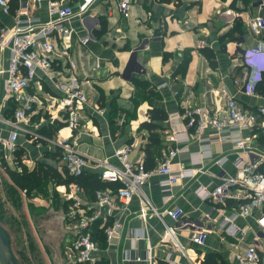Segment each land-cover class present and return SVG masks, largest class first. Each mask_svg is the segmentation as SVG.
Listing matches in <instances>:
<instances>
[{
  "label": "crops",
  "instance_id": "1",
  "mask_svg": "<svg viewBox=\"0 0 264 264\" xmlns=\"http://www.w3.org/2000/svg\"><path fill=\"white\" fill-rule=\"evenodd\" d=\"M22 1L30 5L31 17L46 21L47 0H42L40 5L33 4L32 0ZM61 1L71 5L75 12L82 11L80 7L88 2L85 27L76 22L74 33L66 42L69 45V59L74 65L73 72L86 102L77 110L79 126L76 131L65 125L51 136L44 135L43 127L58 122L66 113L62 112L58 94L50 84L44 80L35 82V86L33 84L29 92L36 94L38 102L29 112V123L25 128L37 135L20 134L15 151L22 152V158L32 155V166L34 162L44 163L61 172L62 162L50 159L45 154L59 150L55 141L62 137L70 143L74 142L76 150L92 165L107 161L117 166L113 153L124 146H131L129 159L132 162H144L143 149L148 143V132L140 125L149 122L152 106L161 109L166 116L162 123L164 138L169 131L185 129V109H208L221 117L225 112L227 96L253 113L257 107H264V96L253 93L254 84L264 72V32L255 35L248 27L249 19L264 16V7L254 5L259 0H128L126 18L119 10L121 0ZM14 14L5 16L0 12V26L11 28ZM102 27L104 30H101ZM87 31H90L93 39L81 45L76 37L87 34ZM200 42L204 43V47H198ZM201 49H208L213 54V66L201 54ZM256 49H261L259 56L251 53ZM186 55L189 60L184 73L178 75L177 69ZM8 58V49H0L1 67L6 66ZM129 59L135 63L132 67ZM126 66H129L128 70H125ZM140 67L145 72L132 73L133 78L128 81L130 72ZM244 76L245 81L242 82ZM163 84L170 87H161ZM5 97L0 83L2 118H6L8 100H13ZM9 131V127L0 122L2 136L6 137ZM216 133L214 129L206 128L202 136L215 137ZM240 133L246 139L247 151L257 167L264 164V147L257 142L264 131L251 132L243 128ZM188 136V142L171 144L172 147L187 149L173 158L171 170L177 173L182 168L190 171L199 168L201 171L194 172L190 179L179 180L169 188L167 194H161L160 188L152 185L164 179L155 174L150 176L142 189L159 213L165 209L181 208L184 222L207 232L205 244L197 246L189 240L191 225L176 229L174 222L166 215H162V223L147 210L143 200L133 197L127 204H121L104 225L101 221L95 222L102 228L104 236L102 245L94 240L100 250L97 260L103 258L108 264H142L134 261L139 256L145 260H156L159 264H168V258L177 264H200L205 255L217 254L228 264H235L234 256L243 253L251 243L257 244L264 253V235L256 224V212L247 218L232 219L231 224L243 234L230 236L218 223L230 216L241 201L231 199L224 205H218L210 199L202 200L198 192L201 189L207 192L222 177L236 174L238 152L233 144L229 141L210 144L211 158L202 160L197 166L191 164L189 153L196 152L199 144L189 131ZM164 144H168L166 139ZM163 149L154 164L148 160L147 171L157 168ZM219 159H224L220 166L215 164ZM88 172L99 174L94 169ZM50 187L60 192V196H68L66 198L73 204L71 213L81 210L88 216L95 210V200L90 201L84 192L82 196L76 193L74 184ZM74 198H80L79 205H76ZM68 221L71 232H74V220L70 218ZM114 222L119 226L113 229L112 240L108 242L105 229ZM166 227L172 228L174 240ZM177 245L184 254L177 250Z\"/></svg>",
  "mask_w": 264,
  "mask_h": 264
},
{
  "label": "built area",
  "instance_id": "2",
  "mask_svg": "<svg viewBox=\"0 0 264 264\" xmlns=\"http://www.w3.org/2000/svg\"><path fill=\"white\" fill-rule=\"evenodd\" d=\"M32 2L35 5H40L42 0H32ZM87 3L80 7L82 11L75 12L71 5L63 3L61 0H47V19L45 22H41L38 18L29 15L30 5L27 1L17 0L13 26L0 28V49H8L9 51L6 66H0V83L6 95L5 98H13L14 102L17 103L12 118L0 116V122L10 129L6 137L0 133V159L13 156L17 149V140L20 134L37 135L34 131L30 132L25 128L29 123V112L38 102L36 94L29 92V89L35 86V82L44 80L50 84L54 92L58 94V102L62 112L67 114V119L60 118L59 120H63L69 129L77 130L79 126L77 110L86 102V98L81 92L78 79L73 72L74 65L69 59V45H66V42L72 37L76 22L85 27L84 18L87 13ZM254 5L262 8L264 1L259 0L254 2ZM128 6V0L119 2V10L125 18L127 17ZM0 12L5 16L10 15L9 0H0ZM248 27L253 34H262L264 32V16L257 15L249 19ZM87 32V34L76 37L81 45H86L93 39L90 31ZM198 47H204V43L200 42ZM260 50L256 49L251 53L254 56H259ZM131 61L129 59L128 63L132 67L135 63H131ZM128 67L126 66L125 70H128ZM135 69L137 70L130 72L128 81L132 80V73L145 72L142 67ZM244 81L245 76L242 82ZM237 82L235 81V83ZM256 83L253 86V93ZM161 87L170 86L163 84ZM184 117L186 118L185 129L168 132L166 141L169 145L167 144L162 150L160 162L153 171H147L142 160L132 162L129 159L131 146H124L114 151L113 157L118 162L117 166L109 164L107 161L92 165L76 150L74 142L70 143L67 138L63 137L55 141V145L61 150L60 159L68 175L79 177L94 169V171H99L102 180L120 182V187L115 192L103 190L95 192V210L90 215H85L81 210L70 214V218L74 220L72 226L74 234L66 246L65 260L67 264H93L97 260L100 250L90 236V227L97 221H101L104 225L107 218L111 217L121 204H127L133 197L143 200L147 210L152 212L161 222L162 215H166L174 222L176 229L191 225L193 228L191 227L189 240L197 246L205 244L207 232L199 230L193 224L184 222V213L181 208L165 209L159 213L153 208L142 189L150 176L155 174L163 176L164 179L152 183V185H157L161 194H167L169 188L179 180L190 179L194 172L201 171L199 168H196L195 171L182 168L177 173L171 170L173 158L178 153L187 151L186 148L172 147L171 144L188 142V131L192 138L197 139L199 144L196 152L189 153L192 165L198 166L202 160L211 158L209 149L212 143L229 141L238 152L235 160L237 172L233 177H222L220 182L207 192H204L203 189L198 191L202 200L210 199L218 205H224L231 199L241 201L233 209L230 216L219 221L218 226L230 236H241L243 232L231 224L232 219L236 217L247 218L256 212L258 216L256 224L260 228V233L264 235V175L257 172V163L247 151L246 139L240 133L243 128L251 132L259 129L264 131V107H257L253 113L245 110L232 97L227 96L225 112L221 117L208 109L200 108L185 109ZM206 128L214 129L217 135L215 137H203L202 134ZM223 162L224 159H219L215 161V164L220 166ZM74 190L82 196L81 188L74 185ZM74 199L77 201L76 205H79L80 198ZM142 213L144 214V210ZM118 226V223L114 222L112 226L105 229L108 242L112 240L113 229ZM166 231L174 240L172 228L166 227ZM177 250L184 254L178 245ZM134 261L142 262V264H159L156 260L150 258L145 260L139 256L135 257ZM234 261L235 264H264V253L259 250L257 244L251 243L243 253L234 256ZM167 263L177 264L171 258L167 259Z\"/></svg>",
  "mask_w": 264,
  "mask_h": 264
},
{
  "label": "rangeland",
  "instance_id": "3",
  "mask_svg": "<svg viewBox=\"0 0 264 264\" xmlns=\"http://www.w3.org/2000/svg\"><path fill=\"white\" fill-rule=\"evenodd\" d=\"M22 155L17 151L0 159V226L9 235L20 264H67L66 246L74 234L68 221L73 204L49 184L26 181L29 189L24 191L14 183L11 175L18 176L23 168L30 171L36 165L30 162L32 155Z\"/></svg>",
  "mask_w": 264,
  "mask_h": 264
},
{
  "label": "trees",
  "instance_id": "4",
  "mask_svg": "<svg viewBox=\"0 0 264 264\" xmlns=\"http://www.w3.org/2000/svg\"><path fill=\"white\" fill-rule=\"evenodd\" d=\"M163 2H169L170 0H160ZM177 1V0H175ZM17 8V0H9V10L10 14L15 13ZM1 27V26H0ZM101 30H104L102 27ZM201 54L207 59L210 66L214 65V57L213 54L208 49H201ZM166 56V55H165ZM189 57L187 55L183 58V62L181 66L177 69V73L183 74L185 70L186 63L188 62ZM254 94L255 95H262L264 96V72L261 73L260 80L256 83L254 87ZM13 99V98H12ZM7 109L5 111L6 118H12L13 112L17 107V103L13 100H8L7 102ZM150 120L149 122H143L140 125L141 129H144L148 132V143L144 147L143 151L145 153V160L143 162L145 169H147L148 160L151 164H154V160L159 157L160 150L166 146L164 141L166 138L162 135L164 128H162V123L166 120V116L164 112L157 108L153 107L149 111ZM64 119H67V114L64 115ZM66 123L62 121H54L49 123L47 126L43 127V134L47 136H51L54 132L59 131L62 129ZM41 131V130H40ZM39 131V132H40ZM257 142L259 145L264 147V133L260 134L257 138ZM16 153L14 152L13 155ZM46 157L50 159H55L58 162H61V150L57 149L54 153H46ZM257 172L264 175V164H261L257 167ZM11 179L14 183H17L22 190L27 191L29 189V184L26 181L34 182L36 185L39 183H44L45 185L49 184L53 187L58 186H69L70 184H74L77 187L81 188L84 192V195L87 196L90 201L95 200V192L99 190L103 191H110L115 192L120 187V182H113V181H105L100 178V175L96 172H85L79 177H73L67 174L65 168L62 164L61 172L58 169L53 168L50 165L44 163H36L32 170H27L23 168L21 174L15 176L14 174L11 175ZM52 183V184H51ZM28 186V188H26ZM33 186V185H31ZM35 186H33L34 188ZM91 238L97 241L100 245L104 242V236L102 233V228L99 227L98 223H94L91 227ZM87 264V263H83ZM93 264H108L107 260L101 258L96 260ZM200 264H228L223 259H221L217 254H208L205 255L204 258L201 260Z\"/></svg>",
  "mask_w": 264,
  "mask_h": 264
},
{
  "label": "water",
  "instance_id": "5",
  "mask_svg": "<svg viewBox=\"0 0 264 264\" xmlns=\"http://www.w3.org/2000/svg\"><path fill=\"white\" fill-rule=\"evenodd\" d=\"M1 263L20 264L13 254L9 235L0 226V264Z\"/></svg>",
  "mask_w": 264,
  "mask_h": 264
},
{
  "label": "bare ground",
  "instance_id": "6",
  "mask_svg": "<svg viewBox=\"0 0 264 264\" xmlns=\"http://www.w3.org/2000/svg\"><path fill=\"white\" fill-rule=\"evenodd\" d=\"M124 76L126 77V75L124 74ZM1 264H3V263H1Z\"/></svg>",
  "mask_w": 264,
  "mask_h": 264
}]
</instances>
